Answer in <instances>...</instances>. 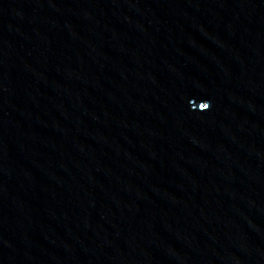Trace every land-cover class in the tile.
Instances as JSON below:
<instances>
[{"label":"water","instance_id":"95a60500","mask_svg":"<svg viewBox=\"0 0 264 264\" xmlns=\"http://www.w3.org/2000/svg\"><path fill=\"white\" fill-rule=\"evenodd\" d=\"M0 264H264V0H0Z\"/></svg>","mask_w":264,"mask_h":264},{"label":"snow or ice","instance_id":"6c2138e0","mask_svg":"<svg viewBox=\"0 0 264 264\" xmlns=\"http://www.w3.org/2000/svg\"><path fill=\"white\" fill-rule=\"evenodd\" d=\"M207 106L206 105H204V108H206Z\"/></svg>","mask_w":264,"mask_h":264}]
</instances>
